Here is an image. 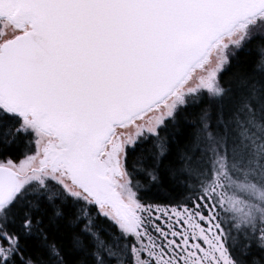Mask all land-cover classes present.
Returning <instances> with one entry per match:
<instances>
[{"label": "snow or ice", "instance_id": "obj_1", "mask_svg": "<svg viewBox=\"0 0 264 264\" xmlns=\"http://www.w3.org/2000/svg\"><path fill=\"white\" fill-rule=\"evenodd\" d=\"M0 264H264V0H0Z\"/></svg>", "mask_w": 264, "mask_h": 264}, {"label": "trees", "instance_id": "obj_2", "mask_svg": "<svg viewBox=\"0 0 264 264\" xmlns=\"http://www.w3.org/2000/svg\"><path fill=\"white\" fill-rule=\"evenodd\" d=\"M244 55H242L241 56V61H243L244 60ZM235 63V62H234ZM236 69H235V67H233L228 73H227V75H225V80H227L230 76H231V74H232V72L233 71H235ZM189 112H192V111H194L195 110V108H194V106H189ZM191 131V128L190 127H188V126H186V125H184V124H181V127H180V129H179V133H178V135H180V136H183V135H185V134H187L188 132H190ZM148 136V135H147ZM144 147H146V148H148V149H151V144L150 143H148V144H145L144 145ZM24 151H26V149H21V152H24ZM21 158H23L22 156H21Z\"/></svg>", "mask_w": 264, "mask_h": 264}, {"label": "rangeland", "instance_id": "obj_3", "mask_svg": "<svg viewBox=\"0 0 264 264\" xmlns=\"http://www.w3.org/2000/svg\"><path fill=\"white\" fill-rule=\"evenodd\" d=\"M149 116H151V114H149ZM146 119H147V117H146ZM147 135H150V134H148L147 131L145 130V136H147Z\"/></svg>", "mask_w": 264, "mask_h": 264}]
</instances>
